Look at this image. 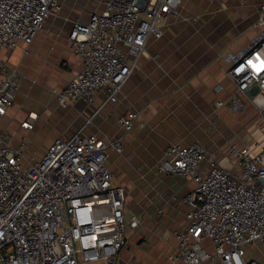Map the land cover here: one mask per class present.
Instances as JSON below:
<instances>
[{
	"label": "built area",
	"instance_id": "built-area-1",
	"mask_svg": "<svg viewBox=\"0 0 264 264\" xmlns=\"http://www.w3.org/2000/svg\"><path fill=\"white\" fill-rule=\"evenodd\" d=\"M84 23L74 22L68 40L80 60L76 74L53 89L59 104L95 102L106 90L118 99L150 39L163 35L166 18L182 0H101ZM62 0H0V121L20 89L19 72L6 54L29 44L45 21L62 10ZM261 32L250 45L228 53L226 74L236 91L264 110V0L259 4ZM231 108L240 109L238 99ZM138 112L117 115L129 131ZM37 117L20 127L31 131ZM70 135L56 136L35 161L26 157L29 138L0 131V264H116L126 230L139 224L125 216V192L113 183L106 159L121 151L118 141L86 132L87 123ZM198 141L170 143L158 170L191 178L183 196L186 225L174 232L176 249L169 258L184 264H260L248 259L247 246L264 243V131L254 147L231 145V172L210 159Z\"/></svg>",
	"mask_w": 264,
	"mask_h": 264
},
{
	"label": "crops",
	"instance_id": "crops-1",
	"mask_svg": "<svg viewBox=\"0 0 264 264\" xmlns=\"http://www.w3.org/2000/svg\"><path fill=\"white\" fill-rule=\"evenodd\" d=\"M62 2L60 13L48 18L29 44L20 42L6 54L23 75L22 88L34 82L29 97L37 102L24 105L18 91L0 121L8 124L7 116L14 114L16 122L9 129L3 124L0 131H9L15 145L26 134L29 147L45 150L56 136L70 135L89 120L86 132L121 144V151L110 150L106 163L113 183L124 188L126 218L134 215L139 220L137 227L126 230L116 264H184L169 255L177 245L174 232L187 223L183 196L195 182L159 171V159L170 143L198 141L209 149L210 159L236 173L228 158L230 146L254 147L262 141L264 110L236 91L224 58L250 45L261 32V0H182L167 16L163 35L148 41L118 99L101 108L106 90L91 105L49 102L55 99L51 91L63 87L80 68L69 44L70 29L76 21L86 22L91 11L102 9L101 0ZM234 97L242 108H231ZM128 111L138 112V117L126 131L117 115ZM28 115L37 117L31 131L20 127ZM43 117L53 118L57 126L42 124ZM258 242L247 246L248 259H255L249 248ZM259 255L255 260L264 264V253Z\"/></svg>",
	"mask_w": 264,
	"mask_h": 264
},
{
	"label": "rangeland",
	"instance_id": "rangeland-1",
	"mask_svg": "<svg viewBox=\"0 0 264 264\" xmlns=\"http://www.w3.org/2000/svg\"><path fill=\"white\" fill-rule=\"evenodd\" d=\"M83 9H86V10H88V8H84L83 7ZM12 67V66H11ZM14 68V67H13ZM22 74H20V77H21V81L22 80H24L23 78H22ZM25 81V80H24ZM21 85H22V83H21ZM20 85V90H19V95H18V98L17 99H20V101H22L23 102V104L24 105H33V104H36V102H37V99H34V98H32L31 99V97H29L30 96V91H31V86H33L34 85V82H31V85H29L28 86V88H26V87H23L22 88V86ZM29 102V103H28ZM49 102H52V103H55L56 101H55V99H54V101H53V99H51V100H49ZM56 104V103H55ZM26 105V106H27ZM49 105H51L50 103H49ZM7 118L9 119V123L7 124L6 122H1L0 123V130L2 129L1 128V126H3V124H5V126H7V128L9 129V127L11 126V128L14 126V124H15V122H16V118H15V116H14V114H11L9 117L7 116ZM43 119H46V121H42V124L43 123H46V122H48L49 124H50V126L52 127H56L57 125H55L56 124V122L54 121V119L53 118H44L43 117ZM7 124V125H6ZM47 125V124H46ZM30 143H31V140L29 141ZM37 148H34L33 146H30L29 147V149H27V152H26V157L29 159V160H32V161H35V160H37L38 158H39V154L38 153H41L42 151H44L43 150V147H41L40 148V150H36ZM234 162V161H233ZM259 243V242H258ZM257 246L256 247H251V248H249V251L251 252V256H253V258H255V259H260V255H259V252H261V253H264V245H262V243H259V244H256Z\"/></svg>",
	"mask_w": 264,
	"mask_h": 264
}]
</instances>
